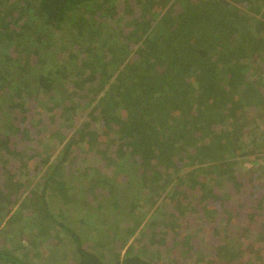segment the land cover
<instances>
[{"label": "trees", "instance_id": "trees-1", "mask_svg": "<svg viewBox=\"0 0 264 264\" xmlns=\"http://www.w3.org/2000/svg\"><path fill=\"white\" fill-rule=\"evenodd\" d=\"M3 223L0 264H264V0H0Z\"/></svg>", "mask_w": 264, "mask_h": 264}, {"label": "rangeland", "instance_id": "rangeland-1", "mask_svg": "<svg viewBox=\"0 0 264 264\" xmlns=\"http://www.w3.org/2000/svg\"><path fill=\"white\" fill-rule=\"evenodd\" d=\"M157 207V205H155V208ZM3 226H4V223H3V225L0 227V231H1V229L3 228ZM10 233H12V229L10 230Z\"/></svg>", "mask_w": 264, "mask_h": 264}]
</instances>
